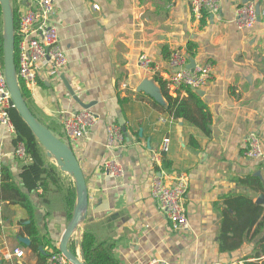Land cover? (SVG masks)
Segmentation results:
<instances>
[{"label":"crops","instance_id":"1","mask_svg":"<svg viewBox=\"0 0 264 264\" xmlns=\"http://www.w3.org/2000/svg\"><path fill=\"white\" fill-rule=\"evenodd\" d=\"M53 1L68 64L40 74L29 90V106L41 122L61 132L63 119L82 108L100 118L73 145L89 189L86 218L71 241L76 252L80 253L77 236L81 241L83 233L91 231L99 242L114 245L119 264H145L153 258L168 264H263L264 253L258 251L262 236H254L257 224L239 246H223L221 234L226 209L232 217L235 213L227 201L245 195L257 203L264 195L257 182L264 185V160L246 156L244 141L255 131L264 146V16L249 29L235 23L237 7L255 1L264 10V0H222L215 15L196 14L188 0ZM175 49L186 53L190 64L192 59L195 65L213 64L210 83L198 93L211 115L208 132L170 112L155 77L137 63L146 53L164 71ZM145 79L155 82L160 98L138 91ZM173 97L187 99L189 94L181 89ZM189 103L198 114L194 101ZM113 121L125 127V145L110 151L107 126ZM165 139L170 142L168 151L162 150ZM16 143V127L11 130L0 123V170L29 194L34 215L0 193V264H38L37 254L20 240L31 241L26 225L34 222L40 236L58 248L71 218L60 193L51 194L45 204L42 188L26 187L22 173L31 158L17 157ZM109 157L120 163L122 176L104 172ZM45 158L55 163L46 151ZM177 172L189 179L183 201L189 226L179 231L151 194L157 174ZM63 177L75 187L72 176L63 172ZM228 236L227 244L236 239L232 232ZM16 247L24 249V256H7Z\"/></svg>","mask_w":264,"mask_h":264},{"label":"built area","instance_id":"2","mask_svg":"<svg viewBox=\"0 0 264 264\" xmlns=\"http://www.w3.org/2000/svg\"><path fill=\"white\" fill-rule=\"evenodd\" d=\"M191 11L196 14L206 12L217 14L222 8V0H188ZM17 10L16 23V55L17 74L20 81L28 90L37 84L40 74L44 70L51 72L64 69L68 64L66 52L60 44L58 25L55 19V6L53 0H12ZM94 8H98L94 5ZM264 16V10H257L255 1L242 4L235 12V23L239 29L252 28ZM139 67L150 73L153 77H160L165 83L169 93L177 96L181 89L191 87L195 90L207 86L213 73V64H204L190 67L189 57L181 50L175 49L167 60V69L162 70L160 65L146 53L137 59ZM14 104L8 89L4 74L3 62L0 57V123L14 130L15 125L11 118V109ZM99 114L89 108H82L76 113L63 119L62 126L66 141L73 147L83 139L89 130L98 123ZM107 148L112 151L125 145V135L120 124L111 122L107 126ZM245 154L249 158L264 160V146L255 131L249 132L245 139ZM169 139H165L162 150H169ZM15 154L21 159L28 157L26 144L22 140L16 143ZM158 153L152 159L156 160ZM104 172L111 177L123 175V168L113 157H109L103 165ZM189 187L186 173L157 174L151 185V194L157 203L158 209L170 221L174 230H185L189 226V219L184 206V198ZM80 240V239H79ZM23 248L16 247L7 256L23 257ZM48 264H72L59 251L53 252L47 261ZM145 264H168L166 261L153 258ZM225 264H243L242 261Z\"/></svg>","mask_w":264,"mask_h":264},{"label":"trees","instance_id":"3","mask_svg":"<svg viewBox=\"0 0 264 264\" xmlns=\"http://www.w3.org/2000/svg\"><path fill=\"white\" fill-rule=\"evenodd\" d=\"M15 22L18 21V13L14 8ZM4 26L2 9L0 6V57L3 59V37ZM170 56V55H169ZM17 60V55H16ZM155 81L161 88L162 94L165 96L168 107L167 109L177 117H184L187 120L195 123L201 127L205 132H208V124L211 120L210 112L206 109L207 105L201 99L198 91L188 87L189 97L187 99H180V97H173L169 94L166 87V83L158 76L155 77ZM21 89L28 104L30 99V92L20 81ZM193 100L198 114H195L189 101ZM11 118L17 130V141L22 140L26 144L28 157L31 158V163L26 165L23 169L22 178L29 191L36 190L38 188L43 189V195L41 197L42 202L48 204L51 194L60 193L63 196L64 202L69 209L70 218L73 215L76 199V188L71 186L69 182L63 177V171L53 162H48L45 158V149L39 143L38 139L32 133L30 128L23 121L15 108L11 109ZM38 118V117H37ZM41 121V120H40ZM47 125V124H45ZM51 131L66 141L64 131H58L50 125H47ZM9 174L4 170H0V189L4 197L8 198L11 202L20 203L23 205L30 216L34 215V206L29 197V194L24 193L9 181ZM257 178V177H254ZM258 188L264 193L263 183L257 179ZM5 192V193H3ZM9 193V194H7ZM0 194V195H2ZM228 207L235 211L234 216H230L228 209L225 211V218L223 221V228L221 239L224 245L239 246L243 243L245 236L249 235L252 228L257 224L254 231V236L261 235L259 240V253H264V207L257 204L252 198L245 195L238 196L232 200L227 201ZM28 234L31 237V250L37 254L39 258L38 264H48L49 256L54 252H59V249L52 244L46 237L40 236L36 225L33 223L26 225ZM228 232H232L236 239H233L230 244L228 242ZM231 236V237H233ZM80 245L83 251V255L86 264H119L114 256V245L107 242H99L96 236L91 231H85L83 233ZM48 246L50 251H42ZM71 249L76 253L74 244H71ZM245 264H256L253 262H246ZM264 264V261H263Z\"/></svg>","mask_w":264,"mask_h":264},{"label":"water","instance_id":"4","mask_svg":"<svg viewBox=\"0 0 264 264\" xmlns=\"http://www.w3.org/2000/svg\"><path fill=\"white\" fill-rule=\"evenodd\" d=\"M0 6L2 9L4 26L2 62L14 108L38 139L39 143L43 146L47 156L53 158L56 165L63 172L72 176L75 182L76 204L74 212L60 239L58 248L70 263L86 264L80 242L77 241L78 246L80 247V253H75L71 249V241L73 240L74 236L79 233V226L87 215V209L89 205L87 177L73 147L67 141L55 135L47 125L37 118V116L31 110L26 98L24 97L17 74L15 33L16 22L12 0H0ZM260 6L261 4L258 3V11H260ZM195 64V60L192 59L189 66L193 67ZM70 91L75 96L74 91L72 89H70ZM138 91H145L156 98L161 97L155 82L151 79L143 80L138 87ZM197 91L198 93L203 94L202 89H197ZM76 99H78V97H76ZM83 107H90V105H83ZM122 129L125 130V127ZM257 203H264V195H260L258 197ZM20 240L27 245L31 244V241L28 237H20ZM40 249L43 251L42 247H40Z\"/></svg>","mask_w":264,"mask_h":264},{"label":"rangeland","instance_id":"5","mask_svg":"<svg viewBox=\"0 0 264 264\" xmlns=\"http://www.w3.org/2000/svg\"><path fill=\"white\" fill-rule=\"evenodd\" d=\"M52 159H53V158H52ZM77 237H78V242H80V241H79V236H77ZM76 242H77V241H75V243H76ZM78 242H77V244H76L77 247H78Z\"/></svg>","mask_w":264,"mask_h":264}]
</instances>
